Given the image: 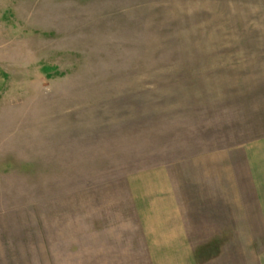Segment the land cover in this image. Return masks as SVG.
Here are the masks:
<instances>
[{
    "label": "rangeland",
    "instance_id": "1",
    "mask_svg": "<svg viewBox=\"0 0 264 264\" xmlns=\"http://www.w3.org/2000/svg\"><path fill=\"white\" fill-rule=\"evenodd\" d=\"M262 145L264 0H0V264H183L163 177Z\"/></svg>",
    "mask_w": 264,
    "mask_h": 264
},
{
    "label": "crops",
    "instance_id": "2",
    "mask_svg": "<svg viewBox=\"0 0 264 264\" xmlns=\"http://www.w3.org/2000/svg\"><path fill=\"white\" fill-rule=\"evenodd\" d=\"M245 151L250 168L246 183L250 187L243 193L236 190V175L212 181L215 175L207 172L204 175L209 178L200 180V176H195L183 180L182 206L174 182L163 177L157 191L163 197L157 196L155 200L167 211L171 207L183 208V225L175 222L170 226L167 220L153 228L152 224L147 225L149 243L156 241L170 247L169 241L175 240L180 247L178 261L183 264H213L227 253L234 261L237 246H241L239 253L244 264H264V145L256 149L247 146ZM201 181L205 182L203 187Z\"/></svg>",
    "mask_w": 264,
    "mask_h": 264
}]
</instances>
